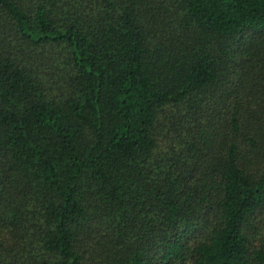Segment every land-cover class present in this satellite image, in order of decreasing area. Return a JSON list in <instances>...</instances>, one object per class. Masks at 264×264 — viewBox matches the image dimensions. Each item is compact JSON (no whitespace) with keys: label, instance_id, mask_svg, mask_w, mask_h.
I'll return each instance as SVG.
<instances>
[{"label":"trees","instance_id":"obj_1","mask_svg":"<svg viewBox=\"0 0 264 264\" xmlns=\"http://www.w3.org/2000/svg\"><path fill=\"white\" fill-rule=\"evenodd\" d=\"M0 264H264V0H0Z\"/></svg>","mask_w":264,"mask_h":264}]
</instances>
